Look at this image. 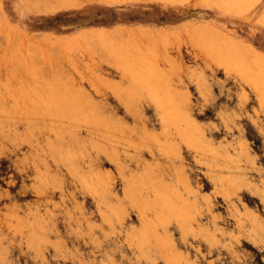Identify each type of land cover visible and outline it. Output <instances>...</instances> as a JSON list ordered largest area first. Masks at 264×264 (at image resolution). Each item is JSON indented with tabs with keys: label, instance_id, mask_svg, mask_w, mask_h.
<instances>
[{
	"label": "rangeland",
	"instance_id": "1",
	"mask_svg": "<svg viewBox=\"0 0 264 264\" xmlns=\"http://www.w3.org/2000/svg\"><path fill=\"white\" fill-rule=\"evenodd\" d=\"M47 1L0 0V264H264V0Z\"/></svg>",
	"mask_w": 264,
	"mask_h": 264
},
{
	"label": "bare ground",
	"instance_id": "2",
	"mask_svg": "<svg viewBox=\"0 0 264 264\" xmlns=\"http://www.w3.org/2000/svg\"><path fill=\"white\" fill-rule=\"evenodd\" d=\"M50 1V0H49ZM78 1H80V0H78ZM78 1H75V0H61V1H59V0H57V4H56V0L53 2L55 5H60V6H62L63 5V7H68V6H71L72 5V3L71 2H78ZM231 1V0H230ZM44 2V1H43ZM51 2V1H50ZM49 2V3H50ZM222 2V1H221ZM225 2H229L228 0H226ZM232 2H233V0H232ZM232 2H229V3H232ZM48 3V1L45 3V5L44 6H38V8H39V10H43V11H52V10H55V7H57V6H52L51 4H47ZM229 3L227 4V6L229 5ZM41 4V3H40ZM76 5V4H75ZM30 6V5H29ZM32 6V5H31ZM231 6H232V4H231ZM236 6V5H235ZM37 7V6H36ZM229 7V6H228ZM62 8V7H61ZM57 9V8H56ZM240 11V10H239ZM238 11V12H239ZM41 12V11H40ZM241 47H244V46H241ZM229 49V48H228ZM245 52H246V54L248 55V56H246V57H248V58H250L252 61H255V63H256V61L258 62L257 63V65H259V64H262V65H264V59L262 58V57H259V56H261V55H258L257 53H255V52H253V51H250V50H248V51H246V50H244ZM244 51H242V49H241V52H243L242 54L244 55ZM240 53V52H239ZM230 55H231V52L229 53ZM243 55H242V57H243ZM232 57H233V54L231 55ZM230 57V56H229ZM245 57V56H244ZM244 57H243V59H244ZM230 59H232V58H230ZM234 59V58H233ZM227 60H229L228 58H227ZM226 60V61H227ZM234 60H236L237 61V59H234ZM247 60V59H246ZM245 60V62H248V61H246ZM233 61V60H232ZM252 61H250L249 63H251ZM230 62V61H229ZM233 62H235V61H233ZM241 62H242V60H241ZM242 63H244V60H243V62ZM231 64V63H230ZM233 64V63H232ZM235 64V63H234ZM260 67H261V65H259ZM263 68V67H262ZM262 73H260L259 75H261ZM258 75V74H257ZM263 83H264V80H263ZM41 105V104H40ZM57 106H59V105H57ZM32 107V106H31ZM34 107V106H33ZM60 107V106H59ZM63 108H64V106H62ZM61 107V108H62ZM28 108H29V106H28ZM35 108V107H34ZM35 110H37L36 108H35ZM39 110V109H38ZM45 110V109H44ZM62 111V110H61ZM49 113V112H48ZM63 113H65V112H63ZM62 113V114H63ZM67 115V114H66ZM69 115V114H68ZM67 115V116H68ZM42 116V115H41ZM88 116V115H87ZM111 119H112V117H110V116H104L103 118H99L98 119V121H99V123L101 124V127H108L109 125H110V123H111ZM89 122V121H88ZM188 123V125H191L190 124V122H187ZM109 129H110V131H113L116 127H113V126H111V127H108ZM120 129H118V130H116V131H119ZM129 131H130V133H135V128L134 127H131V128H129ZM57 133V132H56ZM115 132H113V133H111V134H109V135H105V137L106 138H111V137H114L115 136ZM180 135L181 136H183V137H185L186 139H188V140H195V138H194V135H192V134H190V133H184V132H181L180 133ZM194 144L195 145H199V142H197V141H195L194 142ZM205 147V146H204ZM207 148V147H206ZM211 152V151H210ZM68 153V152H67ZM145 178L144 179H142V182L140 183V184H138V185H140V186H142V187H144V185H147V184H149L150 183V188L152 189V191H154L155 192V194L159 197V199L156 201V200H153L151 203H150V205L147 207V208H152V206H154V205H162L163 207H165L166 205H167V201H166V199H165V192H166V190L165 189H163L162 188V183H161V180L159 179V178H157V179H155L154 181H152L150 178H149V176L148 175H145L144 176ZM181 178H182V176H181ZM182 181H183V178H182ZM232 183V182H231ZM233 184V183H232ZM135 193H137V185H136V187H135ZM162 201V202H161ZM150 225H152V224H150Z\"/></svg>",
	"mask_w": 264,
	"mask_h": 264
}]
</instances>
